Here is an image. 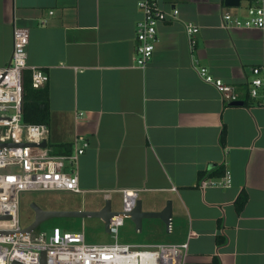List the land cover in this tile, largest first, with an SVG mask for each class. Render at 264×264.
Here are the masks:
<instances>
[{
	"label": "crops",
	"instance_id": "crops-1",
	"mask_svg": "<svg viewBox=\"0 0 264 264\" xmlns=\"http://www.w3.org/2000/svg\"><path fill=\"white\" fill-rule=\"evenodd\" d=\"M138 1L0 0V66L13 28H27V69L47 75L48 142H89L76 163L79 204L63 210H98L107 199L112 207L121 189H137L145 211L170 202L171 224L143 218L136 229L124 218L140 240L126 244L187 242L184 264H264V113L224 101L197 71L242 92L250 68L264 65L262 34L224 27L225 11L244 13L223 0H159L178 16L158 24L152 57L139 67ZM185 22L199 28L192 47ZM226 170L228 187H199Z\"/></svg>",
	"mask_w": 264,
	"mask_h": 264
},
{
	"label": "built area",
	"instance_id": "built-area-1",
	"mask_svg": "<svg viewBox=\"0 0 264 264\" xmlns=\"http://www.w3.org/2000/svg\"><path fill=\"white\" fill-rule=\"evenodd\" d=\"M137 8L141 19L136 24L135 64L144 67L151 59L157 39L158 24L177 19L179 10L173 7L166 13L159 0H139ZM236 8L242 17L231 12L222 14L224 27L259 30L264 48V0H240ZM190 46L196 42L199 31L191 22L183 24ZM29 31L14 27L9 59L0 66V264H40L45 253V264H184L187 242L178 244L133 245L116 240L104 244L85 241L83 232H68L53 226L50 230L35 229L21 232L18 219V195L22 191H69L81 193L76 163L89 142L74 139L69 153H55L48 144L46 124L25 123L22 120V73L27 69L26 48ZM32 71V84L42 86L47 75L38 69ZM199 76L212 83L224 101H243L255 105L264 113V65L250 68L251 77L240 92L238 86L214 78L205 67L198 68ZM264 138V122H263ZM45 142V145H40ZM12 145H6V144ZM229 171L218 179H201L199 187L230 185ZM121 212L131 211L138 200L139 190L121 189ZM121 215H112L109 232L123 224Z\"/></svg>",
	"mask_w": 264,
	"mask_h": 264
},
{
	"label": "rangeland",
	"instance_id": "rangeland-1",
	"mask_svg": "<svg viewBox=\"0 0 264 264\" xmlns=\"http://www.w3.org/2000/svg\"><path fill=\"white\" fill-rule=\"evenodd\" d=\"M49 145L54 147L51 142ZM18 219L21 227L28 226L34 218L31 203H36L46 210H63L67 207H76L79 204V194L69 191H22L18 195ZM112 207L121 208V199L117 196L112 198ZM125 220V219H124ZM126 222L129 221L126 219ZM53 226L68 232H83L85 241L91 244H104L116 240L122 243H140L132 227L126 224L114 231L106 232L102 222L98 218L87 217H52L41 222L37 229L50 230Z\"/></svg>",
	"mask_w": 264,
	"mask_h": 264
},
{
	"label": "water",
	"instance_id": "water-1",
	"mask_svg": "<svg viewBox=\"0 0 264 264\" xmlns=\"http://www.w3.org/2000/svg\"><path fill=\"white\" fill-rule=\"evenodd\" d=\"M240 0H223L224 5L227 7H237ZM231 105L242 106L243 101H233L230 102ZM6 145H12L10 143ZM40 145H45V142H41ZM31 208L34 213L33 221L26 227H24L21 232H31L35 230L38 225L52 217H79L87 218L93 217L98 218L106 232H109V219L112 215H121L125 219H130L136 229L141 228V220L143 218H159L163 221L166 226V230L169 229L171 224V207L168 201L166 206L160 211H145L142 209L141 201L138 199L135 207L129 212H121L119 210H113L111 207V201L107 199L104 205L98 210H46L41 208L36 203H31ZM13 264H20L18 262H13ZM40 264H45V253H41Z\"/></svg>",
	"mask_w": 264,
	"mask_h": 264
},
{
	"label": "trees",
	"instance_id": "trees-1",
	"mask_svg": "<svg viewBox=\"0 0 264 264\" xmlns=\"http://www.w3.org/2000/svg\"><path fill=\"white\" fill-rule=\"evenodd\" d=\"M22 120L25 123L48 125L50 120L48 85L34 86L32 84V71L25 69L22 73V99H21ZM221 140L224 138V130L221 132ZM55 153H69L71 151L68 143L55 144L52 147ZM222 170L218 167L214 169L210 176H220ZM203 175V174H201ZM202 177V176H201ZM246 201L245 194H240L236 201L237 211H241ZM223 239H218V243ZM213 264H218L216 258Z\"/></svg>",
	"mask_w": 264,
	"mask_h": 264
}]
</instances>
